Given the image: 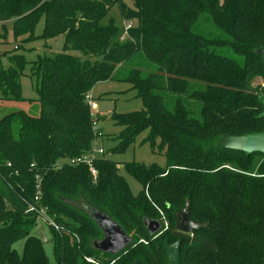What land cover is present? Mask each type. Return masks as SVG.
<instances>
[{
  "label": "trees",
  "instance_id": "1",
  "mask_svg": "<svg viewBox=\"0 0 264 264\" xmlns=\"http://www.w3.org/2000/svg\"><path fill=\"white\" fill-rule=\"evenodd\" d=\"M133 1L0 0V22L12 21L15 38H34L41 17L40 38L64 37L61 52L30 62L38 108L21 94L24 56L0 63V108L24 105L0 115V264H164L165 243L178 237L180 264H264V153L219 146L225 135L264 130L256 117L264 64L254 53L264 46V0ZM116 4L133 22L126 33L113 17L102 22ZM109 79L129 82L143 106L112 113L122 127L112 150L147 130L142 143L165 156L163 165L123 163L140 185L135 194L104 155L93 161L95 176L86 164H66L102 135L87 95ZM36 176L37 203L59 227H50L55 262L32 234L38 215L26 211ZM186 204L189 218L204 223L190 235L175 226ZM87 207L130 235L124 251L94 248L102 233ZM145 218L158 219L161 232L148 234ZM20 239L21 254L13 247Z\"/></svg>",
  "mask_w": 264,
  "mask_h": 264
},
{
  "label": "rangeland",
  "instance_id": "2",
  "mask_svg": "<svg viewBox=\"0 0 264 264\" xmlns=\"http://www.w3.org/2000/svg\"><path fill=\"white\" fill-rule=\"evenodd\" d=\"M134 2V1H133ZM133 2L127 3L132 7ZM109 17H113L117 24H123L125 20L120 16L118 4L114 5L108 12L107 16L102 20L105 22ZM44 26V17H41L36 23L33 33L34 38H26L27 35H22L17 38L14 37L12 32V21L0 22V63L3 67L9 65L8 56L12 54H22L26 61L24 74L20 78L21 82V94L25 99H34V105H37V93L35 91V85L37 78L31 75L30 62L35 60L38 56L43 54H51L55 52H61L64 37L58 35L52 38L43 39L40 38ZM70 54H80L77 50L70 49L67 51ZM122 73V69H119L116 73L119 77ZM262 83L261 78H256L254 84ZM136 92L131 89V84L127 81L119 79H109L105 81L97 82L89 93L90 97V109L93 113L99 116L98 126L101 129L102 135L98 136L94 141L93 146L102 147L103 154H96L95 157L104 155L106 158L117 162L118 171L122 174L132 192L135 194L140 189L139 183L129 176L124 168L123 163L131 160H135L144 164L157 163L163 165L165 163V156L163 152L153 149L149 143H142L144 136L147 134V130L136 136L133 143L128 145L124 151L116 152L112 148L119 144L117 133L122 129L121 126L115 124L111 119L113 112H131L140 110L142 102L140 98L136 97ZM24 107V105H7L0 108V115L10 109H16ZM26 108V107H25ZM34 112V110H33ZM37 224L32 230V234L41 239L44 247V251L49 260L55 262L53 248H52V236L50 233V224L45 215L37 217ZM166 227V222H164ZM164 227V229H165ZM138 242H146L140 239ZM24 246V240L20 239L13 244V247L22 253ZM164 253L162 252L161 258L163 259ZM95 263H97L95 261Z\"/></svg>",
  "mask_w": 264,
  "mask_h": 264
},
{
  "label": "water",
  "instance_id": "3",
  "mask_svg": "<svg viewBox=\"0 0 264 264\" xmlns=\"http://www.w3.org/2000/svg\"><path fill=\"white\" fill-rule=\"evenodd\" d=\"M254 53L261 57V62L264 64V46L257 47ZM258 101L262 104L263 110L256 116L264 118V93L258 91L256 93ZM222 148L239 150L249 155L253 152L264 153V130L254 131L242 135H225L219 143ZM87 211L92 220L100 228L102 236L93 241L95 249L102 253L116 255L128 246L131 241L130 235L107 214L96 210L93 207H87ZM145 229L151 236L161 232L162 223L158 219H144ZM204 223L193 221L188 216V204L184 206L176 214V230L184 234H192ZM181 237H178L172 243H165L167 252L166 261L164 264H180V248ZM133 264H144L140 259H135Z\"/></svg>",
  "mask_w": 264,
  "mask_h": 264
},
{
  "label": "built area",
  "instance_id": "4",
  "mask_svg": "<svg viewBox=\"0 0 264 264\" xmlns=\"http://www.w3.org/2000/svg\"><path fill=\"white\" fill-rule=\"evenodd\" d=\"M126 3H129V2H132L133 0H122ZM133 26V22L129 19H126L125 22L123 23V29L125 31V33L127 32V30L129 28H131ZM90 95L88 94L87 95V99H89ZM88 102L90 103V100H88ZM102 154L103 153V148L102 147H96L94 146L91 151L89 153H86V154H82V155H79V156H76V157H72L70 159L67 160V163L68 165H71V166H75V165H78V164H86L88 166V169L89 171L91 172V174L93 176L96 175V169L95 167L93 166V161L95 159V156L96 154ZM61 165H56V167H60ZM36 179H37V184H36V187H37V193L36 195L34 196V203H31V204H28V208L26 211H30V212H34L36 213L39 217H41L42 215H45L47 220H48V223L50 224L51 227H53L55 230L59 231V227H58V224L53 220L51 219L44 211V209L42 208V206H40V204H38L37 202L39 201L40 197H41V192L39 190V184H40V177L36 176ZM87 260L93 262L94 260L92 258H87Z\"/></svg>",
  "mask_w": 264,
  "mask_h": 264
}]
</instances>
